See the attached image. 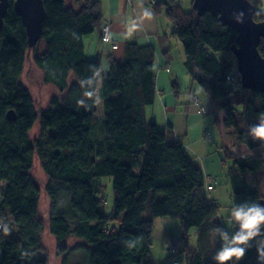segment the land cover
I'll return each mask as SVG.
<instances>
[{
  "label": "trees",
  "instance_id": "1",
  "mask_svg": "<svg viewBox=\"0 0 264 264\" xmlns=\"http://www.w3.org/2000/svg\"><path fill=\"white\" fill-rule=\"evenodd\" d=\"M14 2L0 29V188L6 183L0 220L7 225L13 220L19 237L4 235L0 224V264H50L47 256L41 257L46 231L56 242L61 264H71L78 252L85 255L82 264H124L122 259L150 264L158 218L180 220L181 239L170 236L168 241L175 248L183 245L189 264H216L213 257L222 241L211 230L234 232L237 226L223 224L221 206L205 192L207 176L183 143L148 118L158 93L155 47L127 43L121 62L108 55L99 92L104 114L97 125L98 107L86 110L77 101L85 99L80 81L103 66L101 56L87 58L84 43L94 33L102 38V0H78L79 11L66 7L64 0H44V35L36 47L29 45ZM253 3L256 20L264 21V0ZM153 7L173 27L163 43L171 38L182 43L185 69L215 105L216 123L231 143L225 149L233 160L228 172L233 207L261 204L264 141L252 138L248 129L264 113V93L242 85L237 60L231 59L238 33L211 13L184 11L176 0H154ZM259 50L264 56V38ZM40 89L50 91L46 104L36 96ZM174 89L178 94L177 81ZM85 104L92 101L85 99ZM11 110L13 121L8 118ZM38 123L39 134L33 137ZM37 162L45 184L34 174ZM106 177L113 185L111 210L105 197H99L103 185L96 183ZM147 205L150 215L144 218ZM194 228L197 245L191 243ZM72 240L77 242L70 245ZM128 240H135V247H126ZM263 241L264 234L250 243L243 260L230 264H259Z\"/></svg>",
  "mask_w": 264,
  "mask_h": 264
},
{
  "label": "rangeland",
  "instance_id": "2",
  "mask_svg": "<svg viewBox=\"0 0 264 264\" xmlns=\"http://www.w3.org/2000/svg\"><path fill=\"white\" fill-rule=\"evenodd\" d=\"M180 3L181 7L184 11L189 12L193 8V0H176ZM254 2L255 0H251ZM164 16V14H163ZM164 21H166L164 19ZM172 30V26H171ZM170 35V34H169ZM169 48L171 49V54L169 59H164L163 63L168 62L170 65V70L172 72L169 74V83L171 87V96L166 101L164 100L158 102L157 106L149 107L148 118L150 120L154 119V116H159L161 124L167 128H171L168 126V120L172 123L174 122L178 128L177 134L181 138V140L185 141L187 136L185 135L184 131L187 129L189 132L188 141H185L187 144V151L188 153L195 158V162L197 164L203 163V160L209 157L217 156L219 157V163L221 165L222 176H223V183H217L216 178H208L207 181H212V183L216 182V188L213 191L207 190L205 188V192L207 193L210 199H214L219 197L221 208H220V218L223 224L227 228L232 227V223H229L230 218V211L233 208L235 202V196L233 193V188L231 186L230 180L228 178V172L230 167L233 165V160L229 159L226 153V149L221 146L220 140L223 141L221 127L219 123H216V116L214 113L215 105L208 99L207 94L204 88L198 84L197 82L193 81L191 76L187 73L184 62L186 60L185 50L182 43L175 39L171 38L170 42L168 43ZM231 59L236 60L235 56H232ZM106 65V64H105ZM104 70H108L107 66H104ZM157 67V66H156ZM159 68H156L158 71ZM178 82L179 89L178 94H176L174 89V82ZM29 82V81H28ZM32 86H35V83H31ZM48 94L50 91H43L40 89L39 91L36 90V96L41 103L46 104ZM196 101L199 102V106H204L207 110L205 115H198L196 113L195 104ZM168 102V110L167 112L169 115L166 116V107L165 104ZM98 112L95 117V122L97 125L101 123V118L104 114L103 111V102L97 105ZM171 108V109H170ZM201 108V107H199ZM173 123V124H174ZM40 124L38 123L35 127L33 132V137H36L39 134ZM209 129V133L216 138V144H201L199 156H196L195 148L192 144L193 140L198 138L199 136L204 139V132ZM97 134H100L98 128L96 130ZM219 142V143H218ZM223 143V142H222ZM194 146V147H193ZM219 146V147H218ZM237 154L240 153L237 149ZM34 174L39 183L45 184L46 176L39 165V162L36 163V167L34 170ZM225 181H228L227 184H224ZM97 184L103 185L104 193L99 195V197H105L108 202V209L111 210L113 207V185L111 178H103L96 181ZM213 185V184H212ZM4 186H6L5 182L1 183L0 188V199L2 194L4 193ZM214 186V185H213ZM47 207V204L46 206ZM150 215V207L147 205V210L144 213L143 217L148 218ZM180 223L178 219H170V218H158L155 223V229L152 237V263L150 264H189L187 255L183 252V245L180 244L178 248H175L172 243H170L169 236L166 234V230L171 229L170 232L174 233L175 223ZM11 229L10 234L6 236H10L14 238L19 237L18 235V225L12 220L11 223L8 225ZM198 229L194 228L192 230V237L191 243L193 245H197L198 238H197ZM182 236V234H181ZM77 241L72 240L70 241V245L75 244ZM44 243L46 246V252L41 254V257L47 256L50 264H61V257L57 256L56 250L57 245L54 238L49 234L48 231L44 234ZM85 255L81 252L75 253L71 257V264H82L84 262ZM124 264H131L130 261L126 259H122Z\"/></svg>",
  "mask_w": 264,
  "mask_h": 264
},
{
  "label": "crops",
  "instance_id": "3",
  "mask_svg": "<svg viewBox=\"0 0 264 264\" xmlns=\"http://www.w3.org/2000/svg\"><path fill=\"white\" fill-rule=\"evenodd\" d=\"M66 7H71L75 9L76 11L81 10V5L78 2V0H64ZM103 7H104V16H105V24L110 23L112 25V38L114 44L117 46V48H113L112 45L106 44L102 41L100 33H94L92 35L86 36L84 38L85 48H86V55L89 59H95L99 56L102 57L103 62V68L104 66H107L109 69V60L108 55L111 54L115 60L118 62H121L125 57V51H126V45L127 43H138L139 45L145 46V45H153L156 50V63H155V71L156 68H159L158 71H156V81H157V99L153 106H157L158 102L161 103V101L164 102L171 96V87L169 83V74L172 72V70L167 71V68H170V65L168 62L163 63L164 59H169L171 54V49L169 48L168 44H164L162 37L164 35H169L173 31V27L171 30V23L168 21L166 15H157L155 12V9L153 7L152 0H102ZM150 8L153 12V16L150 20H145L140 24V16L142 13L143 8ZM164 19L166 21H164ZM135 22V23H134ZM137 24H140L139 27H137ZM46 49V45L43 42L41 44V52H44ZM166 49H170V53L168 55H164L163 52ZM106 64V65H105ZM157 66V67H156ZM106 72V70H104ZM165 103V102H164ZM196 101L195 109L196 113L198 115H205L201 112V108L204 106H199ZM166 112L168 110V102L165 104ZM171 109V108H170ZM149 112V108H148ZM207 112V110H206ZM169 115V113H166V116ZM158 127L162 130L167 132L169 135H175L185 146L187 149V144L185 141H188L189 132H187V129L184 131L187 138L185 141L181 140V138L177 134V126L176 124L172 123L170 120H168V126L171 127L170 129L163 126L161 124L159 116H154L153 119ZM209 129H207L204 132V139L202 137H198L195 140H193L192 144L196 146L194 155L199 156L200 152V146L201 144H204L205 142L209 145L216 144L217 140L215 137H213L209 132ZM207 137H210L212 139V142L207 141ZM223 141L220 140L221 146L223 148L230 146L231 143L228 139H226L223 134ZM223 142V143H222ZM217 145V144H216ZM193 146V147H194ZM219 147V146H218ZM193 157V156H192ZM195 159V158H194ZM206 176L208 178H216L217 183L222 184L223 176H222V170L221 165L219 163V157H209L203 160L202 165L199 164ZM207 178V179H208ZM228 181H225L224 184H227ZM214 185V189L216 188V182L212 183V181H207V190L209 185ZM209 190V191H213ZM214 203L221 206L219 200V197L212 198L211 199ZM175 230L174 233L170 232L171 229L166 230L167 236H174L177 241L181 239V223H175L174 224ZM199 233V232H198ZM197 233V238H198Z\"/></svg>",
  "mask_w": 264,
  "mask_h": 264
},
{
  "label": "water",
  "instance_id": "4",
  "mask_svg": "<svg viewBox=\"0 0 264 264\" xmlns=\"http://www.w3.org/2000/svg\"><path fill=\"white\" fill-rule=\"evenodd\" d=\"M10 2L0 0V29L5 26ZM14 5L27 29L30 47H36L44 35L47 17L44 0H15ZM193 8L199 15L211 13L219 17L222 24L238 33L232 52L237 60L242 85L254 92L264 93V56L259 50L264 38V21L255 18L258 7L251 0H194ZM241 13L242 22H237ZM8 118L10 121L16 119L14 110L9 111ZM261 204L264 205V198ZM259 264H264L261 257Z\"/></svg>",
  "mask_w": 264,
  "mask_h": 264
},
{
  "label": "clouds",
  "instance_id": "5",
  "mask_svg": "<svg viewBox=\"0 0 264 264\" xmlns=\"http://www.w3.org/2000/svg\"><path fill=\"white\" fill-rule=\"evenodd\" d=\"M153 16V12L150 8H143L140 16V24L145 20H150ZM243 14H239L237 22H242ZM135 23V22H134ZM137 24V27L140 26ZM104 39L110 40L111 33L105 32ZM103 66L95 68L93 70V77L87 80H81L80 85L85 89L83 96L85 99L92 101V104H85V99L77 101V105L85 107L86 110H91L93 106H97L101 103L100 84L103 77ZM258 123L250 126L248 134L259 141H264V113L258 115ZM229 223H234L237 226V230L234 232L225 231L221 228H214L211 230L213 237L219 236L222 241L220 249L216 252L213 259L216 264H230L232 261H241L246 255L250 243L256 238L264 234V205L260 203H244L233 207L230 211ZM0 224H4V235L10 234V227L0 220ZM126 247L133 248L136 245L135 240H128L124 242ZM258 252L261 259H264V243L258 247ZM24 255H27L25 253Z\"/></svg>",
  "mask_w": 264,
  "mask_h": 264
},
{
  "label": "built area",
  "instance_id": "6",
  "mask_svg": "<svg viewBox=\"0 0 264 264\" xmlns=\"http://www.w3.org/2000/svg\"><path fill=\"white\" fill-rule=\"evenodd\" d=\"M152 3H154V0H152ZM108 32V33H112V25L110 24V23H107V24H105L104 25V27H103V30H102V41L104 42V43H106V44H110V45H112V47L115 49V48H117V46L114 44V42H113V38H112V34H111V39L110 40H105L104 39V37H105V32ZM167 71H170V68L168 67L167 68ZM198 104V103H197ZM201 112L202 113H206V109H205V107H201ZM207 141H209V142H212V139L210 138V137H207ZM214 189V186L213 185H209L208 186V190H213ZM0 228H2V226H0Z\"/></svg>",
  "mask_w": 264,
  "mask_h": 264
}]
</instances>
